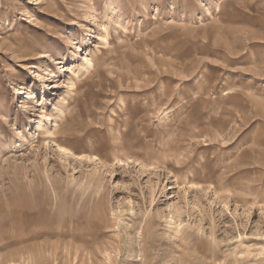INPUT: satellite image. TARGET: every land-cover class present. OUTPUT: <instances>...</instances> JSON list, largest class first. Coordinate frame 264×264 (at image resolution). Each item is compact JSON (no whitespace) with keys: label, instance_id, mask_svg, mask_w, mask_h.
<instances>
[{"label":"rangeland","instance_id":"obj_1","mask_svg":"<svg viewBox=\"0 0 264 264\" xmlns=\"http://www.w3.org/2000/svg\"><path fill=\"white\" fill-rule=\"evenodd\" d=\"M262 247L264 0H0V264Z\"/></svg>","mask_w":264,"mask_h":264},{"label":"bare ground","instance_id":"obj_2","mask_svg":"<svg viewBox=\"0 0 264 264\" xmlns=\"http://www.w3.org/2000/svg\"><path fill=\"white\" fill-rule=\"evenodd\" d=\"M83 60H84V58H83ZM91 61V60H90ZM87 65L88 66H90V64H91V62H89L88 61V59H87ZM83 66H85V65H83ZM88 69V68H87ZM57 126V125H56ZM50 131V130H49ZM53 132V131H52ZM53 135H54V133H52ZM56 148H58V150H59V152H64V153H66V154H68V153H72L71 152V150L70 149H68V148H66V147H64L63 145H58V144H56ZM195 206H197V205H195ZM176 210L178 211V213H183V210L181 209V207H176ZM172 221H173V224H176L175 222H174V219H173V217H172V219H171ZM262 251H264V247H262Z\"/></svg>","mask_w":264,"mask_h":264}]
</instances>
